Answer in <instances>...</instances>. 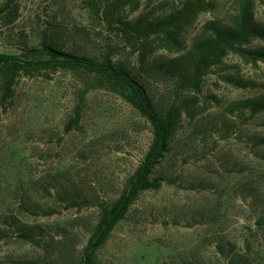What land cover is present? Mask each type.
<instances>
[{
	"label": "rangeland",
	"instance_id": "1",
	"mask_svg": "<svg viewBox=\"0 0 264 264\" xmlns=\"http://www.w3.org/2000/svg\"><path fill=\"white\" fill-rule=\"evenodd\" d=\"M106 0H17L13 22L0 17V52L49 60L40 46L61 24L70 52L114 61L131 47L102 14ZM180 0H133L121 15L161 14ZM6 0H0V9ZM237 0H214L188 30V43ZM264 24V0H256ZM256 45L257 41L254 42ZM160 49L152 61L171 56ZM18 77L13 103L0 105V264H78L99 221L143 159L152 127L111 83L84 69L42 70ZM240 78L235 85L228 77ZM169 84L152 79L151 95L171 101ZM202 111L186 114L143 192L99 251V264H264V112L237 101L264 97V62L227 56L203 85ZM81 117L72 129L66 126ZM27 232L35 242L19 237Z\"/></svg>",
	"mask_w": 264,
	"mask_h": 264
},
{
	"label": "trees",
	"instance_id": "2",
	"mask_svg": "<svg viewBox=\"0 0 264 264\" xmlns=\"http://www.w3.org/2000/svg\"><path fill=\"white\" fill-rule=\"evenodd\" d=\"M131 1L106 0L102 9L109 27L118 30L117 35L131 47L132 58L125 61H114L113 49L99 58L68 51L64 44L66 30L57 23L46 26L40 40L49 60H29L0 52V105L4 108L13 103L18 77L22 74L44 75L42 70L49 68L84 69L99 78L100 83L114 85L152 127L151 142L143 159L118 198L102 206L99 221L78 264H99V251L139 196L161 187L162 178L154 177L153 173L166 158L183 116L201 113L204 81L213 68L229 55L238 56L247 64L264 62V24L257 19L256 0H237L226 17L205 22L190 43L185 39L186 33L202 13L214 9V0H180L167 12L148 11L129 19L121 11ZM18 14L17 0H6L0 9V17L8 22H13ZM160 49L172 55L152 61ZM152 79L170 85L171 101L161 103L151 95ZM227 80L244 85L234 76ZM236 105L254 116L264 112V97L239 100ZM80 117L81 107L77 106L76 117L66 128L72 129ZM9 237V231L0 228V240ZM19 237L36 241L27 232H21Z\"/></svg>",
	"mask_w": 264,
	"mask_h": 264
}]
</instances>
